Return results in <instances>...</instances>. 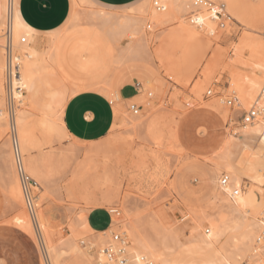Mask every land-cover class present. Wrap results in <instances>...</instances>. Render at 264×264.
Returning <instances> with one entry per match:
<instances>
[{"label": "rangeland", "instance_id": "obj_1", "mask_svg": "<svg viewBox=\"0 0 264 264\" xmlns=\"http://www.w3.org/2000/svg\"><path fill=\"white\" fill-rule=\"evenodd\" d=\"M230 1L234 17L226 18L224 28H219L217 21H211L202 37L212 45L203 49L200 41L168 47L162 32L175 26L172 21L155 31L147 29L148 52L143 51L142 55L118 58L133 37L130 32L112 35L117 40L115 43L111 40L115 61L102 76V82L111 93V100L107 98L113 102L115 112L119 107L121 115L117 118L116 114L112 130L95 143L70 139L55 143L59 161L48 173L49 191L44 184L42 192L36 193L44 200V213L51 217L56 234L71 231L74 217L87 210L88 199L102 202L88 212L96 230H102L109 221L107 210L116 207L122 210L124 204L141 215L162 218L175 225L186 224L192 210L208 209L216 193L219 182L213 161L229 134L233 135L229 159L237 167L244 188H264V181L257 180L264 170V148L261 149L258 137L234 133L242 124L244 111L232 113L238 107L226 106L229 83L227 73H223L219 65V60L229 57L230 44L241 35L247 33L264 39V0ZM151 4L156 6L154 0ZM135 5L109 7L85 0L77 7V12L82 13V24L87 22L85 16L91 12L102 9L114 12L103 25L107 37L111 35V20L115 24L118 17L131 12L128 8ZM162 49L167 52V58L161 53ZM205 66L214 70L210 77L203 71ZM124 86H136L139 94L125 99L120 92ZM209 89L213 94L207 97ZM131 93L130 89L126 91V95ZM131 104L141 106L138 114L131 111ZM215 109L224 112L225 117ZM9 120L5 121V133H0V264H41L36 241L12 223L20 210L27 209L9 193L8 150L13 156ZM107 192H111V197ZM119 230L120 226L114 228V232ZM173 264H221L220 249L218 246H188L175 252Z\"/></svg>", "mask_w": 264, "mask_h": 264}, {"label": "bare ground", "instance_id": "obj_2", "mask_svg": "<svg viewBox=\"0 0 264 264\" xmlns=\"http://www.w3.org/2000/svg\"><path fill=\"white\" fill-rule=\"evenodd\" d=\"M77 1V6H79L85 0ZM151 1L146 0L128 14L120 17L116 15L118 17L116 23L114 24L111 20L109 25L112 28H107L110 29L111 39L107 38L110 36L106 37L107 32L104 34L105 26L103 25L110 21L114 12L106 10L89 14L85 12L87 21L85 25L81 23L82 13L76 12L71 26L66 30V36L52 44L48 51L39 54L29 48L30 34L24 31L16 16L15 0H4L5 14L3 12L4 18L0 30V130L1 134L5 133V121L7 122L10 118L13 156L8 150L9 193L20 206L25 204V197L17 172L16 148L23 169L37 183L33 187L35 194L42 192L50 176L48 173L54 168L52 165L59 161L56 160L55 146L39 152L31 151L23 142L19 129V126H22L30 117L32 110H35L29 99L28 89L31 79L39 70L60 71L68 82L70 81L75 91L95 89L104 91L110 98L111 93L102 82V76L109 71L115 61L112 44L117 40L112 35H116V32L120 36L130 32L132 34L130 36L133 37V41L126 44L121 55H116L120 59V56L140 55L143 51L148 52L147 29L155 31L162 25L167 26V23L171 21L175 26L162 32L163 41L167 46L169 45L168 47L194 41L201 42V49L212 45L210 42H205L202 37L203 31L210 26L211 21H217L213 12L209 10L208 4L203 3L195 7L194 0H154L155 4L157 2L160 5L158 7L152 5ZM209 1L217 2V0ZM224 1L226 4V0ZM226 14L229 18L227 6ZM191 15H196L200 24L192 23ZM97 19L104 23H98ZM226 20H224L223 27L219 28L225 27ZM7 22L10 23L9 54L6 51L8 38L4 34ZM111 40H115L114 43ZM230 45V48L228 47L229 57L219 60V65L222 72L227 73L229 83L227 90L230 95L233 94L236 97L234 106L244 111L252 107L259 110L258 116L252 123L244 124L240 128L242 131H256L264 134V39L245 33ZM165 49H167L166 46ZM163 52L162 49L161 53ZM165 52L164 55L167 58V52L166 54ZM38 56H42V60L37 58ZM8 62L12 66L19 65L18 78H13L8 86L14 99L20 101L13 115L5 114L6 111H3L4 94L8 90L6 84ZM203 71L207 77H210L214 70L205 66ZM220 101L224 104L223 98H220ZM226 106L234 108V106ZM116 114L119 118L121 115L119 107L116 108ZM63 138L64 136H59L58 142L62 143ZM59 156L61 158L62 155ZM223 176L228 178L226 184L222 183ZM5 179L7 180V177ZM259 181L263 182L264 178ZM242 183L241 178L229 171L223 174L219 193L210 205L208 204V209L202 207L203 210L198 211L192 208L193 214L189 216V221L187 220L188 222L184 225H175L165 222L162 218L135 213L124 204L122 210L119 209L118 213H112L111 226L97 231L89 227L87 217L88 212L102 205V202L98 203V199L94 201L88 199L87 210L74 217L71 231H59L56 234L51 217L44 213L45 209L43 210L44 207H42L44 200L41 201L37 194L34 215L22 208L23 210L14 216L12 222L26 230L37 242L42 253L43 264H116V257L111 256V252H117L119 247V242L111 236L116 226H120L119 231L125 235L130 264H146V260L157 264H173L176 251L193 245L218 246L221 264H264V188L258 190L259 186V188L245 189ZM48 185L50 186V183ZM255 188L260 192L261 197H258ZM109 196H106L107 199H110ZM38 199L41 203L37 202Z\"/></svg>", "mask_w": 264, "mask_h": 264}, {"label": "crops", "instance_id": "obj_3", "mask_svg": "<svg viewBox=\"0 0 264 264\" xmlns=\"http://www.w3.org/2000/svg\"><path fill=\"white\" fill-rule=\"evenodd\" d=\"M88 1L109 7L131 6L136 3L135 6L128 8L133 10L146 0ZM230 2L226 0L229 20L234 17ZM77 3V0H15L16 16L24 31L30 34L29 48L42 54L48 51L57 40L64 38L77 12ZM3 12L5 14V3L4 0H0V30L4 18ZM37 58L42 60V56ZM65 78L60 71L44 69L39 70L29 83L28 96L35 110H32V114L22 124L20 131L23 142L33 152L48 150L55 143H59V136H64L62 142L70 139L95 143L105 138L113 128L116 112L111 99L104 92L95 89L75 91L70 81L68 82ZM129 89L132 93L126 95ZM137 90L136 86H124L120 92L125 99H129L139 94ZM215 110L225 117L224 112ZM237 110L244 111L238 107L233 109L232 113ZM243 125L237 126L234 133L258 137L257 140L263 149L264 134L256 131H242L240 127ZM232 140L233 135L229 134L215 153L216 160L213 161V165L219 184L210 203L219 193L223 174L229 171L242 179L237 167L229 159V145ZM261 178H264V170L257 180ZM107 214L109 221L102 230L109 228L112 223L108 210ZM87 219L89 227L96 230L92 225L91 214ZM12 223L29 234L19 225ZM38 250L42 256L40 248ZM41 264H43V258Z\"/></svg>", "mask_w": 264, "mask_h": 264}, {"label": "built area", "instance_id": "obj_4", "mask_svg": "<svg viewBox=\"0 0 264 264\" xmlns=\"http://www.w3.org/2000/svg\"><path fill=\"white\" fill-rule=\"evenodd\" d=\"M209 2V3H208ZM208 4L209 5V10L211 12H213V16L217 18V22L219 27H223L224 24V20L227 18V14H226V4L224 0H217V2H212L209 0H194L193 1V5L195 7H198L201 4ZM156 6L160 7V5L156 2L155 4ZM190 20L192 21V23H199L198 22V17L196 15H191L190 16ZM200 24V23H199ZM4 34L5 36L8 38V43L6 46V51L10 52V23L7 22L6 27L4 29ZM22 41L24 42L25 39L23 38ZM9 61V60H8ZM19 75V65L16 64L14 66H12V64L10 62H8V66H7V70H6V84H7V92H6V107H5V111L7 114L9 115H13V113L15 112L16 106L20 101H17L14 99V96L12 95V91L10 90V88H8L9 84L12 82L13 78H18ZM212 93V89H209L206 92L207 97L211 96ZM226 104L233 107L236 103V97L231 94L229 95L226 100H225ZM131 111L134 114H138L139 111L141 110V106L137 105V104H131L130 106ZM264 112V110H263ZM259 114V110H257L255 107L250 108L247 111H244L242 116H241V123L242 124H249L252 123L256 117ZM16 156H17V172L19 175V179L23 188V192H24V197H25V206L27 211L29 212V214L34 215L35 210H36V204L35 201L37 199V195L33 192V187L35 185H37L36 181L23 169L20 160H19V156H18V151L16 148ZM228 182V178L226 176L222 177V183L226 184ZM119 212V208L116 207L112 210H108V213L110 215L111 221H112V213H118ZM112 238L119 242V247L117 252H111V256L112 257H116V264H130L129 261V257L127 254V250H126V239H125V235L123 232L118 231V232H112ZM146 264H157L156 262H153L151 260H146L145 262Z\"/></svg>", "mask_w": 264, "mask_h": 264}]
</instances>
